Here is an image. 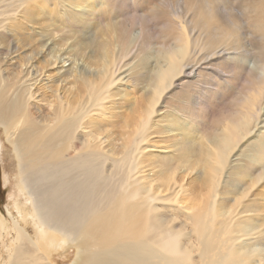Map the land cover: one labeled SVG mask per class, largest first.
<instances>
[{"label": "bare ground", "instance_id": "6f19581e", "mask_svg": "<svg viewBox=\"0 0 264 264\" xmlns=\"http://www.w3.org/2000/svg\"><path fill=\"white\" fill-rule=\"evenodd\" d=\"M91 1L0 0L2 264H264V0Z\"/></svg>", "mask_w": 264, "mask_h": 264}, {"label": "rangeland", "instance_id": "374dc122", "mask_svg": "<svg viewBox=\"0 0 264 264\" xmlns=\"http://www.w3.org/2000/svg\"><path fill=\"white\" fill-rule=\"evenodd\" d=\"M165 1H166V6H167L169 1H171V0H165ZM86 2H88L90 5H92L91 3H93L91 0H86ZM148 2H149L148 3V6H149L152 2H157V0H151V1L149 0ZM162 8L164 10H167V9H165V7H162ZM80 10H82V8H80ZM129 11L133 12L132 9ZM138 14H141V12L140 13L138 12ZM137 21L138 20H136L135 22H137ZM142 26L145 27V30L148 33V35L151 37H154V38L157 35H162L167 31V28L162 23L154 24L153 21H148L147 19L142 20L139 22V24L134 25V29L137 30L138 28H140ZM117 31H119L118 26H117ZM259 46L264 47V45H262L261 42H259ZM247 48H248V50L245 53L248 54L250 51V47H247ZM160 50L161 49L159 47H143L139 53L138 60H140L142 57L146 58L145 61L147 60V64L150 65L153 62V60H157V58L160 55ZM245 53H243V54L245 55ZM250 54L251 53H249L247 56L245 55L246 57L244 55H241V57H242L241 61H243V59L246 60L243 62H245V64L248 67L252 68L251 66H255L254 63L256 61H255L254 56H252V55L249 56ZM220 61H221L220 59H217L214 62H220ZM68 64H69V62H67V63L61 62L59 64V67L60 66L67 67ZM229 85H227V86L233 90H237V89L241 90L243 87L246 86V83L244 81L238 80V81L234 82L233 84H229ZM167 96H168V98L172 97L173 100H175V101L178 100V89L177 88L171 89L165 95V97H167ZM217 96H219L220 98L215 99L214 97L209 96L206 99V101L204 102V105L201 109V113L205 117V119L201 123H207L209 125L210 122L215 117H218V115L220 113H223L225 111V109L227 107L226 98L224 96L221 97V95H217ZM214 103L216 104L215 106H214ZM157 110H158V108L156 107V111ZM194 110H197V109L194 108ZM164 115L167 117L166 114H164ZM153 119H156V115H154ZM160 121L165 125L166 130H170V133H163L161 135H156L152 138L153 140H158L159 138H166L169 134L170 135H178V133H186V132L188 133V135L197 136L198 133L196 131L198 129L202 128V126H198V127L190 126L189 130H187V126H188L187 122L185 120H183L182 118H179V116H178V119L176 120L177 122L175 120H172L170 124L164 120H160ZM184 121L186 122V125L181 124ZM194 139H197V138H194ZM169 144H170L169 141H166L164 143H153V145H154L153 147L159 146L162 149H165L164 147L168 148ZM6 147H7L6 144L3 142V140L1 139V136H0V212L2 214H5V207L6 206H11L10 194L14 191V184H15V182L13 180V175L15 174V165L13 163L14 161L12 162V158L10 156V148L7 147L8 149L6 150ZM153 153H156V152H153ZM6 218H7V216H6ZM261 246L262 245H259L258 243H256L252 247L258 248L259 253H257V254H260L261 248L264 247V246H262V247ZM263 255H264V252H263ZM5 258H6V255L4 254L2 247H0V264H2V261L5 260Z\"/></svg>", "mask_w": 264, "mask_h": 264}]
</instances>
